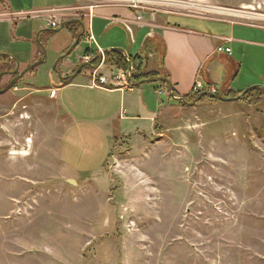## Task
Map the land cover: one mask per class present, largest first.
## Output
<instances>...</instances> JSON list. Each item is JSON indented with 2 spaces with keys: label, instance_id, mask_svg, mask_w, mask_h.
Instances as JSON below:
<instances>
[{
  "label": "rangeland",
  "instance_id": "rangeland-1",
  "mask_svg": "<svg viewBox=\"0 0 264 264\" xmlns=\"http://www.w3.org/2000/svg\"><path fill=\"white\" fill-rule=\"evenodd\" d=\"M69 1L43 13L264 28V0ZM110 37L130 49L122 26ZM71 40L65 30L53 35L44 63L0 93V264H264V99L164 107L153 133L149 122L143 133L142 122L121 132L113 102L97 91L49 85ZM87 48L80 42L58 73L76 70ZM107 72L116 73L97 75ZM253 80L263 84L264 69Z\"/></svg>",
  "mask_w": 264,
  "mask_h": 264
},
{
  "label": "crops",
  "instance_id": "crops-1",
  "mask_svg": "<svg viewBox=\"0 0 264 264\" xmlns=\"http://www.w3.org/2000/svg\"><path fill=\"white\" fill-rule=\"evenodd\" d=\"M72 4L69 0H0V57H6L13 63L12 70L1 73L0 80L3 77H9L10 80V76L5 73L14 71L16 65H18L17 74H19L30 65L40 61L43 55L40 45L44 47L53 36L48 35L53 33L50 31L58 30L62 25V30H65L66 24L76 23L79 35H82L78 45L80 42L87 45V54H85L86 50L83 53L84 58L87 59L84 60L82 57L83 60L77 65L79 67H75L77 71L59 72L60 78L57 75L47 76L45 73L43 75L47 76L49 85L53 86L56 91L59 90L58 85H61L67 78L68 80L61 87L73 86L80 90L97 91V94L105 98V101H112L114 118L119 122L117 129L121 132L125 129L128 133L127 125L132 122H142L137 125L136 133L139 134L140 131L143 133L142 128L145 127L143 122H149L151 133H153L152 126L163 108L174 107L169 101L170 97L179 99L192 93L211 95L208 92L209 88L215 91V94L211 96L220 98L228 93L240 94L238 97H242L244 92L247 93L253 88L264 90V83L260 84L253 80L256 70L264 69L263 27L210 18L192 19L184 15L166 17L154 15L147 18L134 15L133 12L98 11L88 16L87 20L69 19L58 22L53 15L57 28L50 29L43 17H34L31 14L35 11H53L72 6ZM120 26L128 36L129 50L127 48L124 50L121 44L112 43L118 39L109 38L115 30L120 29ZM89 34L93 42L87 43L86 37ZM37 37L40 45L37 44ZM71 38V41L75 42L76 39L74 40L72 36ZM137 47L140 50L135 55L139 54L142 62L145 59L154 63V69L146 68V70L160 73L168 82L171 91L161 88L156 80L133 85L130 82L131 66L123 72L104 63V53L107 51L119 50L128 60L129 57L135 56L130 53ZM219 47L230 49V55L217 53L216 50ZM81 65H87V69H84L86 70L84 76H79L83 72ZM107 69H114L116 73L107 72V75H97L99 71H107ZM118 72L125 73L131 89L111 86V81ZM71 75L73 76L70 77ZM99 77L106 80L105 84L93 86V80L97 81ZM21 79L24 80V76ZM9 80L2 85L0 93L6 92L11 87L9 84L12 80L10 82ZM197 82L201 83L202 89L194 92L193 87ZM146 84H148V89L144 87ZM163 96L166 98V104L161 101ZM239 100L221 99L218 103L231 105ZM121 122H126V124Z\"/></svg>",
  "mask_w": 264,
  "mask_h": 264
},
{
  "label": "trees",
  "instance_id": "trees-1",
  "mask_svg": "<svg viewBox=\"0 0 264 264\" xmlns=\"http://www.w3.org/2000/svg\"><path fill=\"white\" fill-rule=\"evenodd\" d=\"M65 30L74 38L79 35V29L78 25L76 23H69L65 25ZM55 33H49V36L54 35ZM42 43V42H41ZM87 54V50L85 52ZM85 56V55H84ZM104 63L106 65L112 66L115 70L118 71H123L126 72L128 70V67H132V72H131V81L133 85H139L143 83H147L150 80H156L158 85H160L161 88L166 89V91H171L170 87L168 86V82L166 79L159 73H153V72H148L146 70V67L143 65L142 58L140 55H135L133 58H130L126 60L124 55L122 54L121 51L119 50H111L107 51L104 53ZM13 63L8 60L6 57H0V74L3 72L11 71L13 68ZM61 64V61L58 63V65ZM82 69H87V65H81ZM35 69H33L31 72L32 73ZM58 70V69H57ZM28 73V74H29ZM74 73V72H73ZM68 79H64L62 85L65 84V82ZM61 85V86H62ZM240 94H235V93H228L222 98L217 97V96H211V95H205V94H200V93H192L188 96H184L182 101H172L173 99L170 97L169 101L172 104V106H179V107H187L194 102H209V103H218L222 100H229V99H235L239 96ZM175 96V95H173ZM264 99V90L261 88H253L249 90L247 93H245L239 102L243 103L246 106H255L260 103V101Z\"/></svg>",
  "mask_w": 264,
  "mask_h": 264
},
{
  "label": "built area",
  "instance_id": "built-area-1",
  "mask_svg": "<svg viewBox=\"0 0 264 264\" xmlns=\"http://www.w3.org/2000/svg\"><path fill=\"white\" fill-rule=\"evenodd\" d=\"M32 14V13H31ZM38 15L35 16L34 14H32V16L34 17H43L44 20L47 22V26L50 29H56L57 28V23L53 20V17L48 15V14H44L43 12H38ZM40 14V16H39ZM86 42L90 43L93 42V38L90 36V34L86 37ZM217 53H225L226 55H230L231 51L230 49H222L221 47L217 48L216 50ZM87 58H84V60ZM106 80L104 78H99L97 81L94 79L92 84L93 86H97V85H103L105 84ZM111 86L115 87V88H119V89H131V85L129 84V81H127L126 79V75L123 72H118L117 75L113 78V80L111 81ZM202 89V85L201 83L197 82L195 83L194 87H193V91L197 92L200 91ZM208 92L211 95L215 94V91L212 89H208Z\"/></svg>",
  "mask_w": 264,
  "mask_h": 264
},
{
  "label": "water",
  "instance_id": "water-1",
  "mask_svg": "<svg viewBox=\"0 0 264 264\" xmlns=\"http://www.w3.org/2000/svg\"><path fill=\"white\" fill-rule=\"evenodd\" d=\"M62 29H63V25H62L61 28L58 29V30H55V31L47 30V31H50V32H53V33H58V32H60ZM81 36H82V35H79V36L77 37V39L75 40V42L73 43V45L69 48V50H68L63 56H61L60 58H58V59L56 60L55 65H54V67H53V72H54L59 78H60V74H59L58 71L56 70L57 64H58L60 61L64 60L67 56H69V55L71 54V52L73 51V49L78 45V42H79ZM36 41H37V44H39V42H38V37H37ZM39 45H40V44H39ZM40 47H41V51H42V54H43V55H42V58L40 59V61H38V62H36V63L30 65L27 69H25L24 71H22V72L19 73V74H17V72H18V65H16L14 71L9 72V73H5V74H7V75H9V76H13V75L17 74V75L12 79V81L10 82L9 87L12 86V85H14L18 80H20L23 76H25V75H26L27 73H29L31 70L35 69L36 67H38V66H40V65H42V64L44 63V61H45V59H46L45 50H44V47H43V46L40 45ZM1 76H2V74L0 75V78H1ZM9 87H8V88H9ZM244 94H245V92H244ZM244 94H243V95H244ZM171 96H172V93H171ZM240 98H241V97H238V98H236V99H229V100H230V101H237V100H239ZM173 100L180 101V102L182 101L181 98H179V99H174V97H173ZM197 102H198V101L194 102V103L191 104L190 106H193V105L196 104Z\"/></svg>",
  "mask_w": 264,
  "mask_h": 264
},
{
  "label": "bare ground",
  "instance_id": "bare-ground-1",
  "mask_svg": "<svg viewBox=\"0 0 264 264\" xmlns=\"http://www.w3.org/2000/svg\"><path fill=\"white\" fill-rule=\"evenodd\" d=\"M84 29V28H83ZM86 37V36H85ZM83 41H85V40H83ZM89 53V52H88ZM103 53V52H102ZM91 55V54H90ZM84 57V56H83ZM84 59V58H83ZM95 60V59H94ZM101 60V59H100ZM92 63H93V61H92ZM101 63V62H100ZM91 64V63H90ZM98 66V65H97ZM100 67V66H99ZM100 78V77H99ZM133 87V86H132ZM210 94V93H209Z\"/></svg>",
  "mask_w": 264,
  "mask_h": 264
},
{
  "label": "flooded vegetation",
  "instance_id": "flooded-vegetation-1",
  "mask_svg": "<svg viewBox=\"0 0 264 264\" xmlns=\"http://www.w3.org/2000/svg\"><path fill=\"white\" fill-rule=\"evenodd\" d=\"M13 77H14V76H10V80H9V82L13 79ZM9 82H8V83H9ZM3 88H4V87H3Z\"/></svg>",
  "mask_w": 264,
  "mask_h": 264
}]
</instances>
